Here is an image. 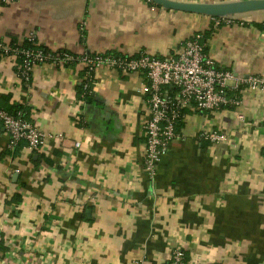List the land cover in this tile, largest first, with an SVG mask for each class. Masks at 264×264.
<instances>
[{"label":"crops","instance_id":"crops-1","mask_svg":"<svg viewBox=\"0 0 264 264\" xmlns=\"http://www.w3.org/2000/svg\"><path fill=\"white\" fill-rule=\"evenodd\" d=\"M236 20L215 29L148 0H0L5 42L165 59L200 37L218 68L264 76V13ZM83 82L80 66L45 64L28 89L17 59H0V109L23 106L48 136L37 153L12 152L0 122V264H166L175 249L188 264H264V91L242 95L244 122L187 110L152 181L144 74L98 69L90 102ZM204 131L227 139L203 142Z\"/></svg>","mask_w":264,"mask_h":264},{"label":"built area","instance_id":"built-area-1","mask_svg":"<svg viewBox=\"0 0 264 264\" xmlns=\"http://www.w3.org/2000/svg\"><path fill=\"white\" fill-rule=\"evenodd\" d=\"M214 28L235 23V19L215 18ZM34 40V37H30ZM202 38L184 41L175 55L158 59L146 54L136 57L111 53L82 56L71 53L59 54L50 50L13 49L10 42L0 40V51L5 57H25L19 77L26 88L32 85L34 70L42 65L55 67L83 68L84 87L82 97L92 94L95 73L107 67L122 74L142 73L147 80V120L144 125L146 152L144 171L148 179L155 181L159 165L172 146L181 138L178 130L185 120L187 110L219 113L224 109L236 111V117L244 122L241 112L242 95L249 91H264V76L236 77L233 72L217 67L215 60L207 53ZM0 122L9 134L7 149L15 152L21 143H26L32 153L41 151L47 143V135L37 124L29 120L25 110L10 112L0 110ZM200 140L209 144L224 142L227 136L219 132L204 131ZM80 144H77L79 147ZM140 264H149L143 261ZM166 264H188L185 251L175 249Z\"/></svg>","mask_w":264,"mask_h":264},{"label":"water","instance_id":"water-1","mask_svg":"<svg viewBox=\"0 0 264 264\" xmlns=\"http://www.w3.org/2000/svg\"><path fill=\"white\" fill-rule=\"evenodd\" d=\"M148 1L167 11L197 14L213 19H236L243 15L264 13V0H241L224 3H190L175 0Z\"/></svg>","mask_w":264,"mask_h":264},{"label":"trees","instance_id":"trees-1","mask_svg":"<svg viewBox=\"0 0 264 264\" xmlns=\"http://www.w3.org/2000/svg\"><path fill=\"white\" fill-rule=\"evenodd\" d=\"M149 4H151L152 6L158 7L157 5H155L152 2H149ZM243 16H245V15H243ZM243 16H239V17H243ZM239 17H237V18H239ZM236 19H235V22H240V21H238ZM10 46L13 49H19L21 51H23V50H35V51L36 50H42V51H44V53H49L50 52V50L47 49V48L38 47L36 45V43H35V40H31L30 37L25 39V41H23L21 43L18 40H16L15 38H12L10 40ZM58 53L59 54H63V53H68V52L61 51V52H58ZM115 55H117V54H115ZM3 58H5V54L2 51H0V59H3ZM24 59H25V57L23 55H18V57H17L19 75H21V69H19V66H22ZM71 67H76V65H73ZM83 84H84V82H83ZM83 87H84V85H82V88H81L82 89V94H83ZM85 100L90 102L91 101V95L86 96ZM0 110H7V111H10V112H15V111H18V110H25L27 112V110L23 106H17V105H8L5 108H1ZM179 127H181V126H179Z\"/></svg>","mask_w":264,"mask_h":264}]
</instances>
